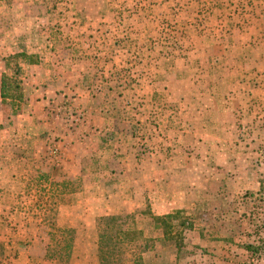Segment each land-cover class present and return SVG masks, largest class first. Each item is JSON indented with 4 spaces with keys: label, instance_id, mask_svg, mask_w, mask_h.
<instances>
[{
    "label": "rangeland",
    "instance_id": "obj_1",
    "mask_svg": "<svg viewBox=\"0 0 264 264\" xmlns=\"http://www.w3.org/2000/svg\"><path fill=\"white\" fill-rule=\"evenodd\" d=\"M42 2L13 0L10 6H1L0 34L12 31L13 15L23 11L24 3H32L35 15H49L52 12L49 6L55 1L49 0L47 8ZM24 7L29 6L24 4ZM123 12L130 14L131 22L137 24L140 38L119 37L120 24L109 18L110 14ZM73 14L78 15L75 24L79 29L86 23L90 31L103 30L91 35L92 41L86 36L70 37L69 18ZM50 15V21L46 18L40 21L36 32L22 38L23 53L10 61L7 59L4 73L9 82L19 83L21 91L24 80L38 88H61L59 104L54 107L57 112H52L55 115L52 124L61 129L50 144L58 145L42 155L53 161L63 159L59 141L71 138L61 136H74L80 126L90 125L93 129L104 126L102 132L98 128L92 134V143L98 142L99 148L95 145L92 161L82 166L83 181L101 180L109 191H124L128 197L141 188L133 178L138 177L134 170L144 159L153 167L157 160L162 163V157H186L184 172L176 178L185 179L192 199L185 210L168 214L183 212L181 217L173 216L174 226L178 228L174 230L177 233L174 240H163L161 231L153 228L146 214L151 211L149 202L134 215L146 237L157 239L145 256L146 262L258 264V259L251 260L245 246L264 242V0H67ZM86 16L88 19L81 21ZM100 18L104 21H99ZM138 18L141 20L136 21ZM232 30L237 79L232 80L233 85L231 80H224L226 83L219 88L220 93L227 94L224 105L232 111L216 118L220 125L216 132L203 133L200 123L196 125L198 132L183 133L176 102L168 100L170 97L166 95V80H196L200 72L182 65L174 69L170 58L182 59L186 46L198 45L200 35L205 37L202 44H210L214 36L220 37L222 42H216L222 44ZM194 37H197L195 43L187 41ZM124 41L127 47L142 51H131L129 57L115 54ZM72 48L75 52L71 53ZM60 50L63 52L57 53ZM151 58L156 63H150ZM73 61L78 67H72ZM174 72H183L185 77L176 79ZM50 80L55 83L50 85ZM65 80H79L82 89L88 90L79 98L77 94L70 95ZM138 80H143L141 86ZM151 80L160 81L152 100ZM100 88L105 89V95ZM182 133L186 136L183 139ZM82 137H88L87 133ZM36 141L37 137L33 136L21 140L13 151L24 152L25 159L33 158L37 153ZM83 150L84 154L88 153L87 147ZM9 152L4 148L2 156L7 158L6 167L12 173ZM99 156L102 159L96 160ZM103 157L105 164L98 163ZM16 159L14 156L12 161ZM160 163L157 166L161 167ZM50 165L51 172L60 171L58 166ZM13 177L10 182L0 181V242L5 244L4 264H13L20 248L18 241L12 243L14 231L10 228V218L33 217L4 208L11 205L22 208L31 203L23 193L29 179L36 176ZM145 186L144 183V190ZM37 188L34 184L33 191L37 192L40 203L43 195ZM18 192H22L21 198ZM33 213L38 211L33 208ZM181 218L185 223L179 226ZM259 259V264H264V259Z\"/></svg>",
    "mask_w": 264,
    "mask_h": 264
},
{
    "label": "crops",
    "instance_id": "obj_2",
    "mask_svg": "<svg viewBox=\"0 0 264 264\" xmlns=\"http://www.w3.org/2000/svg\"><path fill=\"white\" fill-rule=\"evenodd\" d=\"M54 1L51 6H49V0H45V2L43 0L42 3H46V8L51 7L50 9L53 12L67 2V0L64 3L63 0ZM124 1L130 2L132 0ZM24 4L29 7H24ZM24 4L23 11L20 14L13 15L14 27L12 31L0 34V181L10 182L14 175H49L51 180L47 200L39 220L33 221L29 217L25 220L15 217L10 218V228L12 227L14 231L12 243L18 241L20 244L13 264H58L56 261L45 259L46 250L51 243L54 232H65L69 229L76 231L75 246L70 264H100L98 259V219L115 216L121 218V223L124 226L143 231L144 228L137 223L136 219H129V217H133L138 210L144 209L147 202H149L151 211L155 216H165L187 208L192 199V193L186 189L185 179L176 178L177 174L184 172L183 164L187 163V158L162 157V163L157 160V165L160 163L161 167L147 165V161L144 159L143 163L134 170V174H137L138 177L133 178L135 183L141 184V188L134 190L130 197L126 196L124 191H109L106 183L101 182V180L98 183L92 179L88 180L90 183L83 181L82 166L93 156L91 154L92 149L99 148L98 142L92 143V134L97 132L98 128V132H102L105 129L104 126H96L94 129L90 125L87 127L80 126L74 136H61L62 138H71L69 141H59L63 159L61 157L56 161H53L51 157L46 159L42 152L46 151L48 153V150L50 151L52 147L58 145L51 146L50 144L61 129L60 127L57 128L56 124H52L54 123L52 118L55 116L52 112H57L54 107L57 103L59 104L61 88L51 86L43 89L33 84L31 85L33 87H31L30 81L26 82L24 80L25 82L21 84L23 86L22 91L20 90L23 94L22 101L5 100L2 97L3 76L7 71V59L23 53L22 38H27L28 34L33 33L32 31L36 32L40 21L45 18L50 21V14L52 13L50 11L49 15L40 14L38 16L32 13V3ZM41 5L43 7V4ZM53 16H56V14ZM82 19L81 21H85L88 16H86V19ZM69 20V35L72 38L86 36L87 40L92 41L93 38H90V36L95 33L100 34L103 30L90 31L87 29L88 25L86 23L85 26L79 29V25L75 24L79 21L76 14H73ZM109 20L120 24L122 29L120 38H140L136 28L137 24L134 23L135 21L131 22L130 14L127 15L124 12L110 14ZM138 20H141V18L136 19V21ZM99 21H104V19L100 18ZM126 22L129 24H126ZM126 25H128L127 28ZM60 30L63 31V29ZM233 32V30L231 33L229 32L230 34L225 37L226 41L222 44L216 42H222L220 37L217 36L211 38L212 42L210 41V44H202V39L205 37L200 35L198 45L186 46L185 50L187 52H184L182 59L170 58L174 69L182 65L186 68H196L200 72L196 80H166V95L170 97L168 100L176 102V110L182 120V125L179 128L184 129L183 133L187 131L198 132L196 125L200 123L204 128L202 129L203 133L216 132L220 127L216 118L221 116L222 113H231L232 111L230 107L227 108L224 105L227 94L220 93L219 88L226 83L224 80H231V85H233L232 80L237 79L235 74L237 62L232 56L233 52L236 51V45H232ZM195 38L197 37L187 38V41L195 43ZM70 51L71 53L75 52L73 48ZM131 51L140 53L142 49L129 48L126 46V41H124L118 46V51H115V54L119 53L126 56L128 54L129 57ZM59 52L63 51L60 50L57 53ZM151 53L153 52L151 51ZM247 60L253 61L252 59ZM150 63H156V60L151 58ZM71 64L72 67H78L75 61ZM193 64L194 66H192ZM174 73L177 74L176 79L185 77L183 72ZM153 81H150V88L153 90L150 94L151 100L154 98L155 89L160 85L159 80ZM79 82V80H65L70 95L77 94L78 98L88 90L84 91L82 89L84 87ZM142 82L143 80L137 81L140 86ZM52 83H55V80H50L49 84ZM12 87V82L7 80V89H12ZM105 93V89H102L101 94L105 95ZM94 94L96 95L97 91ZM91 116L92 114L89 117ZM102 124L104 123L102 122ZM85 132L88 137L83 139L82 136ZM172 132L174 133V131ZM79 133L82 136L79 137ZM183 133L182 136L180 135L182 139L186 137ZM32 136L37 137L36 142H38L36 144L37 153L33 158L25 159L24 152L18 154V150L13 151L17 142L30 139ZM84 147L88 149L86 154L83 153ZM4 148L10 150L8 156L11 159V164H13L12 168L14 167L12 173L6 167L8 163L5 160L7 158L2 156ZM14 156L17 159L13 162ZM98 159H102L101 156L96 160ZM103 159L98 163L105 164L106 157H103ZM195 159V157L192 158L194 161ZM153 162L154 160H152ZM50 164L58 166L60 171L51 172ZM144 183L146 184L145 190L143 188ZM15 193L11 192L12 195H15ZM19 193L22 194V192L17 194L19 195ZM4 208L11 210L12 213L18 211L16 206L13 205ZM12 220L14 222H11ZM143 234L146 237L144 231Z\"/></svg>",
    "mask_w": 264,
    "mask_h": 264
},
{
    "label": "trees",
    "instance_id": "obj_3",
    "mask_svg": "<svg viewBox=\"0 0 264 264\" xmlns=\"http://www.w3.org/2000/svg\"><path fill=\"white\" fill-rule=\"evenodd\" d=\"M12 1L13 0H0V9L2 8L1 6H10ZM16 56L10 57L8 61L15 59ZM12 85V89H7V78L4 75L2 97L5 100L12 99L22 101L23 94L20 92L19 83L12 82ZM50 180L49 175H39L30 178L25 186L23 194L27 199H31V203L22 208L16 207L20 212L28 215L32 214L33 217L31 220L33 221L39 220L42 215L48 196ZM34 184L38 186L37 190L41 191L43 195V198L41 196L42 200L40 203H38L40 199H36L37 192L33 191ZM18 197L21 198V195ZM33 208L38 211V214L33 213ZM146 214L148 219L152 222L153 228L156 229L155 231H161L160 235L163 240H167L168 242L174 240V236L177 235L174 230L178 228L174 226L173 219L176 217L173 216L176 215L181 217L183 212H176L162 217L155 216L151 211ZM135 216H137V214ZM130 218L133 219L135 217H129V219ZM121 221V218L109 216L100 218L98 222V259L100 264H148L145 256L152 251L150 249L153 248L152 246L157 242V239L144 237L141 230L126 227ZM184 223V219L182 220L181 218L178 225L182 226ZM74 241L75 231L73 229L66 230L65 232H54L51 243L46 250L45 259L56 261L58 264H70ZM245 249L250 254L252 261L258 259L256 262L259 264L261 262L259 258L264 259V242L260 245L247 244ZM4 263L5 244L0 242V264ZM253 264H255V262Z\"/></svg>",
    "mask_w": 264,
    "mask_h": 264
}]
</instances>
